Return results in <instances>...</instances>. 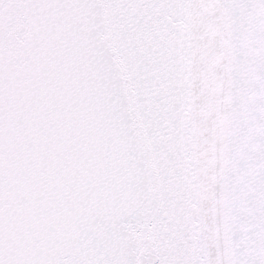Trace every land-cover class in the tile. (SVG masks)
<instances>
[{
	"label": "snow or ice",
	"instance_id": "obj_1",
	"mask_svg": "<svg viewBox=\"0 0 264 264\" xmlns=\"http://www.w3.org/2000/svg\"><path fill=\"white\" fill-rule=\"evenodd\" d=\"M0 264H264V0H0Z\"/></svg>",
	"mask_w": 264,
	"mask_h": 264
}]
</instances>
